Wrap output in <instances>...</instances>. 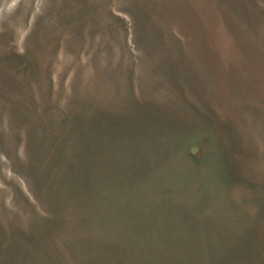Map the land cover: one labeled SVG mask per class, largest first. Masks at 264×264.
Masks as SVG:
<instances>
[{
	"label": "rangeland",
	"instance_id": "374dc122",
	"mask_svg": "<svg viewBox=\"0 0 264 264\" xmlns=\"http://www.w3.org/2000/svg\"><path fill=\"white\" fill-rule=\"evenodd\" d=\"M0 264H264V0H0Z\"/></svg>",
	"mask_w": 264,
	"mask_h": 264
},
{
	"label": "trees",
	"instance_id": "16d2710c",
	"mask_svg": "<svg viewBox=\"0 0 264 264\" xmlns=\"http://www.w3.org/2000/svg\"><path fill=\"white\" fill-rule=\"evenodd\" d=\"M89 139L93 140V137L91 134L89 136ZM90 141L91 140H89V142ZM89 151H90V149L88 150V153H87V150L84 152L78 153V150H76V151L70 152V153H68V155H66V158L64 159L66 161L65 166H67L66 169L67 168L69 169L70 174L73 173V181L71 180V177L69 178V175H68V177H67V175L62 176V178L60 180V187H59L60 192L56 197L59 200L60 205H63V203H65V202L67 204L72 203V202H70V200L73 201V199H69V195L70 196L73 195L74 188H76L77 191H80V195H79V197L75 203L78 206L91 207V204H92L91 199H95L96 202L100 205L101 204L106 205L107 200H108L106 194H107V189L109 188L107 180H109V183H110L111 179H114V178L117 179V172L116 171L110 172L109 170L104 171L100 168L99 169L94 168V165H93L92 166V170H93L92 172L93 173L91 174V182L89 184H87V182L85 180L86 178L84 180L80 181V178L84 175H87V172H88L85 168H83V166L85 165V162H93L96 165L98 163L97 161L92 160V158L89 156ZM85 171H86V173H85ZM76 180L78 181V183L76 182ZM73 182H74V184H76L78 186V188L76 187V185H73ZM134 184H135V182L132 179H129L127 181V185H130L127 187L130 190V196H125V197L122 196V198L125 199L126 203H125L124 207H122V205H113L114 207L119 208V209L115 208L116 210H118V211L121 210L122 212H127L129 210V207H130L131 208L130 210L134 211V209H135L134 205H135L136 201L138 200L137 199L138 188H134L133 187ZM136 187H137V185H136ZM120 189H121L120 194H122V195L127 191L126 190L125 192H123L122 187H120ZM139 196H140V193H139ZM111 201L114 202V199L110 200V202ZM131 218H133V217H131Z\"/></svg>",
	"mask_w": 264,
	"mask_h": 264
}]
</instances>
